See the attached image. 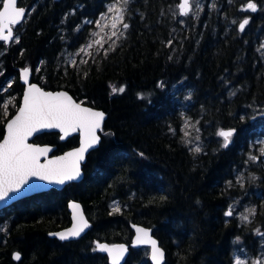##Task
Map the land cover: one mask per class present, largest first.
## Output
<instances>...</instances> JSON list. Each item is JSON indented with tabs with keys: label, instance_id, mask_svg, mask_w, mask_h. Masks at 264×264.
<instances>
[{
	"label": "trees",
	"instance_id": "16d2710c",
	"mask_svg": "<svg viewBox=\"0 0 264 264\" xmlns=\"http://www.w3.org/2000/svg\"><path fill=\"white\" fill-rule=\"evenodd\" d=\"M117 1L19 0L28 14L15 27L18 42L0 41V87L15 92L17 105L19 71L27 67L43 88L67 90L107 115L82 182L0 212V264H108L96 242L130 245L131 224L153 230L165 264H235L238 254L247 264L264 259V235L256 231L264 233V157L249 160L264 142V0H253L255 12L241 10L247 0H193L184 17L180 0H128L129 27L116 43L74 58ZM113 87L125 91L113 94ZM7 91L0 92V140L17 111L10 105L5 115ZM187 119L200 129L199 153L183 135ZM220 129L236 130L227 148ZM34 142L60 154L79 137L61 142L44 133ZM241 174L243 187L236 183ZM71 200L83 205L88 233L69 242L50 238L71 224ZM247 207L256 211L245 221L238 211ZM125 264H150L148 249H131Z\"/></svg>",
	"mask_w": 264,
	"mask_h": 264
},
{
	"label": "snow or ice",
	"instance_id": "6c2138e0",
	"mask_svg": "<svg viewBox=\"0 0 264 264\" xmlns=\"http://www.w3.org/2000/svg\"><path fill=\"white\" fill-rule=\"evenodd\" d=\"M18 0H0V41L8 42L15 40L18 42V37H14L13 26L22 22L26 9L17 7ZM123 5H127L128 0H122ZM179 14L181 16H187L191 11L190 0H180L178 4ZM242 11L251 10L255 12L257 10L256 3L253 0H247L245 5L241 9ZM126 8H117L114 3L108 9L109 13H114L112 16L111 29L107 39L112 40L113 37H117V33L123 35V32L117 28V24H122L123 29H127L129 25L124 22ZM105 18L107 19V14ZM100 32L104 31V28L108 27L107 24L101 26L100 21L94 22ZM249 24V19L245 18L239 23L240 31L245 29V26ZM99 35V32L95 33ZM103 37L101 40H96L95 43L101 48L104 47ZM106 42V41H105ZM112 44L115 41L112 40ZM172 41L167 42V46H171ZM92 45L89 44L88 47ZM110 45L109 47H111ZM264 47V46H262ZM81 51H84L82 48ZM107 50L104 51L106 56ZM88 61L81 60V63H87ZM75 61L72 64L75 65ZM30 72L29 68H24L21 72V76L24 82L27 84V89L23 95L22 105L18 108L17 114L7 121L5 135L0 140V201L11 199L10 194H20L26 188L36 189L39 185L30 183V178H38L41 181H48L49 183L55 182L58 184H64L65 181L75 180L80 176V161L84 159V153L95 145L100 137L97 135V130L101 128V121L104 117V113L95 111L89 107H82L81 103H77L65 92H47L42 88L37 87L36 84L28 83L27 76ZM11 84L9 83L8 87ZM7 91V88L0 87V92ZM124 87L112 88L113 94L119 92L123 93ZM5 115H7L8 103L3 104ZM196 123H199L198 121ZM187 126V125H186ZM194 127V125H193ZM43 129H59L64 135L61 139H64L69 132H79L81 134L80 147L71 152H67L62 156L50 157L48 154L52 151L50 147H41L36 144L29 143V137L34 133ZM196 132L200 129L196 128ZM235 129L217 131V136L223 138L224 148H227L231 142V138L235 133ZM185 137H189L191 134L188 131H183ZM195 139L199 141L200 137L196 136ZM186 143L191 144V140H187ZM194 152H201L202 149L197 144L193 149ZM259 156L250 155L249 160L253 162L260 161L261 157H264V142L259 149ZM143 156V153H140ZM43 158V160H42ZM247 163V162H246ZM251 180H255V176L249 177ZM236 183L243 187V175H239L236 178ZM228 185H232V181H228ZM73 208H79L78 205L73 204ZM114 211H120L119 207H116ZM255 208L246 209L247 215H243V219L248 221L249 215H255ZM234 209L230 205L226 210V216H232ZM87 227V222L82 218L80 224L69 229L66 232L54 233L61 240H68L73 237H78L84 228ZM258 234L260 230H256ZM136 241L140 243L149 242L148 232L144 229H137ZM239 240V237H237ZM152 246V259L155 264H160L163 259V252L157 247L155 240H150ZM98 248L102 252H107L112 258V264H120V259L126 251V247L123 244L108 246L105 244L98 245ZM20 254H14V259L20 260ZM235 264H247V261L236 259ZM251 264H264V259H256Z\"/></svg>",
	"mask_w": 264,
	"mask_h": 264
},
{
	"label": "water",
	"instance_id": "95a60500",
	"mask_svg": "<svg viewBox=\"0 0 264 264\" xmlns=\"http://www.w3.org/2000/svg\"><path fill=\"white\" fill-rule=\"evenodd\" d=\"M192 1L193 0H190L191 10H192ZM18 2H19V0H18ZM18 2H17V7H20L18 5ZM27 14L28 13L26 11L25 16H24L22 22L27 18ZM181 17H184V16H181ZM19 24H17V25H19ZM17 25L13 26V34H14V36H15V28L14 27H16ZM12 42L13 41H8V42H3V43L6 44V45H11ZM23 69L24 68H21L20 71H19V79H20L21 84H23V86H24L19 107L22 105L23 95H24V93H25V91L27 89V84L24 82V79L21 76V72H22ZM27 81H28V83L36 84L37 87L42 88L44 91H47V92H54V93L55 92H65L69 96H71L75 102L81 103V106L82 107H89V108H92L95 111L103 112L104 113V117H103V119L101 121V128L99 130H97V135L100 137V140L95 145H93L91 148H89L84 153V159L82 161H80V176L77 179L71 180V181H65L64 184H58V183H55V182L49 183L48 181H41L38 178H30V183H35L36 185H39V187L36 188V189L26 188L20 194H15V195L10 194V196H12L11 199H6L4 201H0V211H2L3 209H6L8 207H10L11 205L15 204L16 202H18L20 200H23V199H26V198H30L32 196H35V195H38V194H42L44 192H48V191H50L52 189H55V190H58V191H62L69 184L82 182L83 179H84V177H85V174H84V165L86 164L87 159H88V156L90 155V153L93 152L94 150H96L99 147L100 143H101L100 132H102L103 127H104V123H105L106 118H107V115H106V113L104 111H102L100 109H97L95 107H92L90 105H87V104H85V103L77 100L67 90H64V89H61V90H47V89L43 88L39 83L34 82L32 80V71L31 70H30V72H29V74L27 76ZM16 114H17V111L8 120H10L11 118H13ZM260 117L261 118H264V112L262 114H260ZM7 121H6V123H7ZM6 123H5V129H6ZM224 130H229V129H224ZM44 133H57V134H59L61 142H67L73 136H78L79 137V144L76 147H73V148H70V149L64 151L63 153L55 154L54 152L56 150V146L49 145V144H38V143H35L34 142V139L37 136L42 135ZM4 135H5V132H4ZM62 135H64V134L61 133L59 129H43V130H40L37 133H34L33 136L29 137L28 142L29 143H32V144L39 145L41 147H45V146L50 147L52 149V151L48 154L50 157L62 156L65 153L71 152V151L75 150L76 148L80 147L81 138L82 137H81V134L79 132H69L68 135L65 136L64 139H61V136ZM42 160H43V158H42ZM73 204L78 205L79 208H73L72 207ZM68 209H69V212L71 214V224L68 227H66V228H63V229H60V230H56V231L50 232L49 233V237L50 238H55V239L60 240L62 242H69V241L79 240V239H81L82 237H84L88 233V231L90 229V226H91V223H90V221H89V219H88V217H87V215L85 213V210L83 208V205L80 202L76 201V200H71L68 203ZM81 218L84 221L87 222V227L84 228V230L81 232V234L78 237H73V238H70L68 240H61V239H59L58 236L52 235L54 233L66 232L69 229H73L74 226L80 224ZM138 228L139 229H144V230H146L148 232V238H146V239H148L149 242L140 243V242H137L136 241V237L138 235V233H137V229ZM131 229L133 230V233L134 234H133L132 242H131L130 245H128L126 243H122V242H116V243H110V242H106V241H103V242L97 241L96 242V246H97L98 252L101 253V254H103V255H106L107 256V258H108V264H112V258L109 256V254L107 252H102V251L99 250L98 245H100V244H105V245H108V246L120 245V244L125 245L126 251L123 254V256L121 257V259H120V264H125L126 263V261L128 260V257H129V254H130V250L131 249H135L136 250V249L147 248L148 249V259H149V262H150V264H155V261H153V259H152V246H151L150 240H155L156 241V244H157V247L162 250V252H163L164 255H163V259L161 260L160 264H165L166 257H167L166 250L161 246L160 241L154 236L153 230L151 228L146 227V226L141 225V224H131ZM16 253H19V252H17V251L14 252V254H16ZM14 254H13V259H14ZM20 257L22 258V255L21 254H20ZM14 260L15 261H19V260H16V259H14Z\"/></svg>",
	"mask_w": 264,
	"mask_h": 264
},
{
	"label": "rangeland",
	"instance_id": "374dc122",
	"mask_svg": "<svg viewBox=\"0 0 264 264\" xmlns=\"http://www.w3.org/2000/svg\"><path fill=\"white\" fill-rule=\"evenodd\" d=\"M114 4V3H113ZM113 4H111V5H113ZM115 4H116V7L117 8H124V5H123V3H122V0H118L117 2H115ZM111 5H109L108 6V8H107V11H106V13H104V14H107V19L105 18V15H102L100 18H99V20H97V21H100V23H101V26H103L104 24H107L108 25V27H106V28H104V31L103 32H100V29L99 28H97V26H96V24L94 23V25H95V30H94V32L92 33V35L90 36V39H89V41L85 44V45H83L82 47H80L77 51H75L73 54H72V56H74V58L75 57H77L78 55L80 56V57H87V56H89L91 53H92V51L93 50H97V49H99L100 48V46L98 45V44H96L95 43V41L96 40H101V37H103V43H104V45L105 46H107V44L108 45H113L112 44V40H114L115 41V43H116V41H117V39L121 36L120 34H119V32L117 33V36H118V38L117 37H113L112 38V40H108L107 39V36H108V34H110V32L112 31V29H111V22H112V16L114 15V13H109L108 12V9H109V7L111 6ZM124 22H125V19H124ZM15 28V27H14ZM117 28L118 29H120V31H122L123 33L125 32V30L126 29H123V27H122V24H117ZM16 32V31H15ZM97 32H99V35H95V33H97ZM15 37V36H14ZM106 41V42H105ZM89 44H91L92 46L91 47H88V45ZM104 46V47H105ZM84 49V51H81V49ZM5 102H7L8 103V109H9V106L10 105H12V106H15L16 105V102H15V97L14 96H11V97H7V99L4 101V103ZM82 102V101H81ZM3 103V104H4ZM3 106V105H2ZM16 107V106H15ZM7 109V112L9 113V110ZM7 113V114H8ZM187 125V126H186ZM193 123H191L190 122V120H186L185 121V124H184V129H185V131H188V132H190V136L189 137H187V140H191L192 141V143H193V146L194 145H197V144H199V141H197L196 139H195V137L196 136H198V133L196 132V126L194 125V127H193ZM246 209H251L250 207H247ZM246 209L244 210V211H238V216L242 219V220H244L242 217H243V215H247V212H246ZM251 215H249V217H250ZM248 220H249V218H248ZM237 258H239L240 260H243V261H248L245 257H241L239 254L237 255V257H236V259ZM254 260H256V259H254Z\"/></svg>",
	"mask_w": 264,
	"mask_h": 264
},
{
	"label": "flooded vegetation",
	"instance_id": "af4514ba",
	"mask_svg": "<svg viewBox=\"0 0 264 264\" xmlns=\"http://www.w3.org/2000/svg\"><path fill=\"white\" fill-rule=\"evenodd\" d=\"M15 31H16V30H15ZM15 37H16V32H15ZM9 89H10V88H9ZM8 91H9V93H10V96H9V97H11L12 95H13V96L15 95V92L12 93V90H11V89L8 90ZM8 91H7V92H8ZM21 96H22V94H21ZM14 97H15V102H16V98H17V97H16V96H14ZM20 100H21V99H20ZM19 105H20V104H19ZM19 105L16 104V105H15L16 107H15V106H13V107L16 108V110H17L18 107H19ZM11 106H12V105H11ZM11 206H12V205H11ZM234 206H238V204H234ZM8 208H9V207H8ZM6 209H7V208H6ZM3 210H5V209H3ZM3 210H2V211H3ZM0 212H1V211H0Z\"/></svg>",
	"mask_w": 264,
	"mask_h": 264
}]
</instances>
